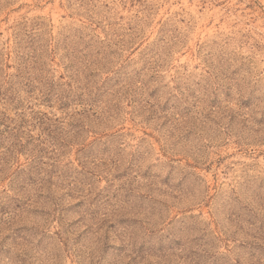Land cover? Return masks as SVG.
Wrapping results in <instances>:
<instances>
[{"label":"rangeland","instance_id":"1","mask_svg":"<svg viewBox=\"0 0 264 264\" xmlns=\"http://www.w3.org/2000/svg\"><path fill=\"white\" fill-rule=\"evenodd\" d=\"M0 264H264V0H0Z\"/></svg>","mask_w":264,"mask_h":264}]
</instances>
